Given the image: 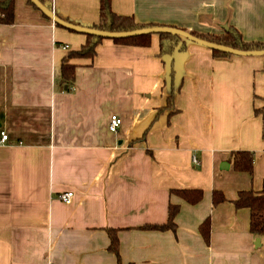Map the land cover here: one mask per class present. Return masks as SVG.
<instances>
[{"label":"crops","instance_id":"crops-1","mask_svg":"<svg viewBox=\"0 0 264 264\" xmlns=\"http://www.w3.org/2000/svg\"><path fill=\"white\" fill-rule=\"evenodd\" d=\"M43 1L65 22L98 23L99 0ZM111 9L201 34L231 26L264 42V0H111ZM14 11L0 24V264H264V235L232 203L264 179V114L254 112L264 105L263 55L214 56L189 41L161 54L157 34L149 46L104 37L92 59L69 60L66 83L62 60L86 33L27 0ZM171 93L175 111L159 113ZM237 150L253 152L251 176L233 170ZM178 189L203 196L189 203ZM214 190L226 198L215 206ZM169 204L179 205L174 230L142 228L165 223Z\"/></svg>","mask_w":264,"mask_h":264},{"label":"trees","instance_id":"trees-1","mask_svg":"<svg viewBox=\"0 0 264 264\" xmlns=\"http://www.w3.org/2000/svg\"><path fill=\"white\" fill-rule=\"evenodd\" d=\"M45 4L43 0H39ZM27 3L37 7L32 0H27ZM14 5L15 0H0V24H11L14 21ZM152 23H137L132 16L118 15L111 9V0H99V19L97 24L89 26L90 28L108 31V32H126L138 29L156 27ZM190 34L200 39L211 43L240 49L243 51H259L264 50V42L244 41L240 33L233 27L227 26L221 34H201L195 31H190ZM160 41V53L170 54L176 46L180 49L185 47L187 39L180 34L170 32L157 33ZM150 33H143L125 37H113V42L124 45L149 46L151 43ZM104 38L91 33H86V41L77 51H69L63 58L61 63L62 80L66 83L73 81L75 66L69 63L71 58H89L92 59L96 53V46L100 40ZM214 56L228 57L231 53L211 49ZM264 58V55H263ZM173 76V71L171 72ZM169 109L172 113L175 111L173 94L171 93L166 99V105L159 109V113ZM255 114H264V105L254 109ZM264 132V125H263ZM230 161L233 169L236 171L252 172L254 156L251 151L237 150L230 154ZM182 198L189 203H196L201 200L203 191L201 189H178L175 190ZM226 198L221 191L214 190L212 192L213 205H217ZM235 208H248L250 211L249 229L250 232L257 236L264 235V179L262 188L259 192L252 190H242L238 192L236 199L232 200ZM179 210V205L169 204L167 211V220L163 224H145L142 228L154 230H174L175 216ZM199 230L205 241L208 242L210 234V220L206 218L199 226ZM110 244L109 249L117 252V236L115 231L109 229Z\"/></svg>","mask_w":264,"mask_h":264},{"label":"water","instance_id":"water-1","mask_svg":"<svg viewBox=\"0 0 264 264\" xmlns=\"http://www.w3.org/2000/svg\"><path fill=\"white\" fill-rule=\"evenodd\" d=\"M32 1L40 10H42L44 13H46L54 22H56V23H58L64 27L74 29L77 31H81L83 33H91V34L101 36V37L113 38V37H125V36H131V35H137V34H143V33L157 34L160 32H170L173 34L175 33V34H180V35L184 36L187 39V41H189V42H194V43H197L199 45L208 47L210 49L225 51V52L231 53L232 55H243V56L244 55L245 56H247V55H264V50L243 51L240 49H235L232 47L211 43L209 41L195 37L194 35L190 34L188 31L178 29V28H174V27L156 26V27H148V28L138 29V30H134V31H126V32H108V31H101V30L93 29L90 27H83V26H79V25H75L72 23L65 22L62 19H60L53 12L52 6H49L48 4H42L39 0H32ZM223 166L225 168H227L228 163L225 162L224 165H222V167ZM259 242H260V239H259V237H257L255 240V245L256 246L259 245L260 244Z\"/></svg>","mask_w":264,"mask_h":264},{"label":"built area","instance_id":"built-area-1","mask_svg":"<svg viewBox=\"0 0 264 264\" xmlns=\"http://www.w3.org/2000/svg\"><path fill=\"white\" fill-rule=\"evenodd\" d=\"M120 124H121V119L117 115H112L110 118L109 130L112 132H116ZM6 139H7V134L1 132V142H4ZM73 196H74L73 191H65L63 193H60L58 197L61 201L68 203L71 201Z\"/></svg>","mask_w":264,"mask_h":264},{"label":"rangeland","instance_id":"rangeland-1","mask_svg":"<svg viewBox=\"0 0 264 264\" xmlns=\"http://www.w3.org/2000/svg\"><path fill=\"white\" fill-rule=\"evenodd\" d=\"M253 153V152H252ZM253 156H254V154H253ZM255 158V157H254ZM253 163H254V161H253ZM234 170V169H233ZM234 171H236V170H234ZM237 172H245V171H237ZM253 172V171H252ZM252 172H245V173H247V174H249L250 176L253 174Z\"/></svg>","mask_w":264,"mask_h":264}]
</instances>
